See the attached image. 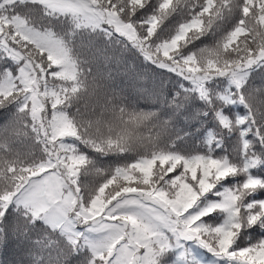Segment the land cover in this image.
Listing matches in <instances>:
<instances>
[{
	"label": "snow or ice",
	"instance_id": "obj_1",
	"mask_svg": "<svg viewBox=\"0 0 264 264\" xmlns=\"http://www.w3.org/2000/svg\"><path fill=\"white\" fill-rule=\"evenodd\" d=\"M7 233L32 264H264V0H0Z\"/></svg>",
	"mask_w": 264,
	"mask_h": 264
},
{
	"label": "trees",
	"instance_id": "obj_2",
	"mask_svg": "<svg viewBox=\"0 0 264 264\" xmlns=\"http://www.w3.org/2000/svg\"><path fill=\"white\" fill-rule=\"evenodd\" d=\"M138 63L141 67H148L146 62H143L142 58ZM153 69H155V66H151L148 70L151 72ZM155 71L160 72L162 70L155 69ZM257 71H259V69H257ZM139 83L140 86L146 87L149 90L153 87L151 76H149L146 83ZM128 102L139 108H147L150 106L147 93L130 91ZM237 110H239V106H237ZM145 135H147L146 131ZM187 247V257H181L175 250L169 254L168 259L171 264H216V258L207 249L192 242H189ZM38 251L41 250L38 246L34 247L32 241L18 235L7 233L0 239V264H32ZM43 255L47 257L49 253L43 252ZM51 255L54 259L55 249L52 250ZM221 264H223V262H221Z\"/></svg>",
	"mask_w": 264,
	"mask_h": 264
}]
</instances>
